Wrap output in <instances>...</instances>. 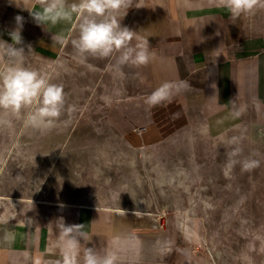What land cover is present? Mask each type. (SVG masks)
I'll list each match as a JSON object with an SVG mask.
<instances>
[{"label":"crops","instance_id":"0c3cea01","mask_svg":"<svg viewBox=\"0 0 264 264\" xmlns=\"http://www.w3.org/2000/svg\"><path fill=\"white\" fill-rule=\"evenodd\" d=\"M144 3L147 7H132L121 20L149 48L150 62L140 67L118 65L115 58L79 61L70 42L76 35L75 17L38 24L31 12L43 10L41 0H0V31L9 37L5 42L13 43L10 33L21 16L23 44L17 46L26 55L115 72L119 94L107 105L113 125L133 146L163 143L193 126L197 163L202 162V206L212 203L214 188L224 191L223 204L245 203L248 191H264V9L233 19L213 0ZM58 35L69 42L61 45ZM166 81H183L188 87L163 105H146L145 98ZM127 87L133 89L121 92ZM234 148L239 149L234 159H255L259 166L244 172L237 163L226 175ZM14 198L0 194V214L10 217L0 224V264H64L63 223L80 226L76 264H83L90 248L103 255L115 247L119 264H208L204 252L187 239L175 211L159 217L149 209ZM5 233L14 234L11 244Z\"/></svg>","mask_w":264,"mask_h":264},{"label":"rangeland","instance_id":"374dc122","mask_svg":"<svg viewBox=\"0 0 264 264\" xmlns=\"http://www.w3.org/2000/svg\"><path fill=\"white\" fill-rule=\"evenodd\" d=\"M8 38L0 31V40ZM4 66L0 58V69ZM26 66L63 86L65 110L57 125L43 133L26 129L17 118L0 124V164L14 172L4 179L10 184L0 194L149 209L159 217L175 211L187 239L204 252L208 264H264V191L252 189L245 203L235 205L223 204L224 191L214 188L212 203L202 206V162L197 163L193 126L163 143L133 146L113 125L108 108L119 94L115 72L97 73L62 58L29 55ZM21 160L31 165L38 183L48 186L47 193L33 198L26 176L21 182ZM13 179L18 189L9 186Z\"/></svg>","mask_w":264,"mask_h":264},{"label":"clouds","instance_id":"9594fccd","mask_svg":"<svg viewBox=\"0 0 264 264\" xmlns=\"http://www.w3.org/2000/svg\"><path fill=\"white\" fill-rule=\"evenodd\" d=\"M183 2L187 4V0ZM213 3L216 7L226 9L233 19L264 9V0H213ZM41 4V12H31L38 24L72 22L75 17L76 35L70 42L79 61H86L89 57L115 58L118 65L136 67L150 62L151 53L147 44L137 32L121 26V20L130 8L147 7L144 0H77L72 3L68 0H41ZM15 20L16 28L10 33L13 43L0 40V58H3L5 65L0 69V124H9L8 117L17 118L22 120L26 129L43 133L55 127L64 113V89L62 85L54 83L50 76L26 66L25 48L17 46L23 44L21 31L24 20L21 16ZM55 39L61 45L69 42V38L63 35ZM187 87L183 81H166L149 94L144 102L149 107L163 105ZM238 154V148L228 154L226 175L237 163L244 172L259 166V161L255 159L237 161L234 157ZM9 220L8 215L0 214V224L8 223ZM79 227L62 225L61 252L64 264H76L80 239L76 231ZM4 239L11 244L14 234L5 233ZM83 264H119V248L115 247L103 255L90 248L84 253Z\"/></svg>","mask_w":264,"mask_h":264},{"label":"bare ground","instance_id":"6f19581e","mask_svg":"<svg viewBox=\"0 0 264 264\" xmlns=\"http://www.w3.org/2000/svg\"><path fill=\"white\" fill-rule=\"evenodd\" d=\"M12 156V153H10V156L9 157H11ZM96 156V155H95ZM99 156H97V158H98ZM13 158V157H12ZM56 158V157H55ZM96 159V158H95ZM23 160V159H22ZM20 161V162H22L21 163V165L20 164H18L19 166L18 167H20V168H18L19 170L21 169L22 171L21 172H23V173H21L22 175V177H21V182H22V180H24V177L26 176V179H27V182H28V184H30V186L33 188L32 189V194H33V198H37V197H40V196H42V195H44V193H47V191H48V186H46V185H44L43 183H38V179L36 180L34 177H33V175H32V167H31V165L29 164V163H26L25 161ZM99 160V159H98ZM10 161V160H9ZM8 161V162H9ZM19 161V160H18ZM59 161V160H58ZM96 161V160H95ZM10 162H12V161H10ZM14 162V161H13ZM19 162V163H20ZM51 163H53V164H55L56 163V160L55 159H53V160H51ZM98 163V162H97ZM5 164V163H4ZM4 164H0V188L2 187V186H5V185H7V184H10V183H4V179H6L8 176H9V172L10 171H8L7 170V166L6 165H4ZM38 164V163H37ZM57 164V163H56ZM55 164V165H56ZM43 165V164H42ZM99 166V165H98ZM16 167H17V165H16ZM33 167H34V165H33ZM96 168L97 169H99L97 166H96ZM95 168V169H96ZM10 169H14V167L11 165V167H10ZM9 169V170H10ZM14 171V170H13ZM26 171V172H25ZM12 172V171H11ZM10 172V173H11ZM12 173H14V172H12ZM16 177H17V175H16ZM15 178V177H14ZM8 180V179H7ZM10 180H12V179H10ZM14 181H12V184L11 185H9V186H12L14 189H18V187L19 186H16L17 184H18V182H16V180L15 179H13ZM20 180V179H19ZM37 181V182H36ZM20 182V183H21ZM17 183V184H16ZM30 187V188H31ZM134 196H135V194H134ZM14 197H16V196H14ZM136 199H137V197H135Z\"/></svg>","mask_w":264,"mask_h":264}]
</instances>
